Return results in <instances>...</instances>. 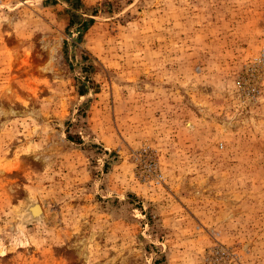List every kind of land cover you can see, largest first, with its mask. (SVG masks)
<instances>
[{
	"label": "rangeland",
	"instance_id": "obj_1",
	"mask_svg": "<svg viewBox=\"0 0 264 264\" xmlns=\"http://www.w3.org/2000/svg\"><path fill=\"white\" fill-rule=\"evenodd\" d=\"M0 264H264V0H0Z\"/></svg>",
	"mask_w": 264,
	"mask_h": 264
},
{
	"label": "bare ground",
	"instance_id": "obj_2",
	"mask_svg": "<svg viewBox=\"0 0 264 264\" xmlns=\"http://www.w3.org/2000/svg\"><path fill=\"white\" fill-rule=\"evenodd\" d=\"M25 215H26L25 218L27 217L29 220L39 219L42 216L41 206L36 202L30 203L28 208L25 210Z\"/></svg>",
	"mask_w": 264,
	"mask_h": 264
}]
</instances>
